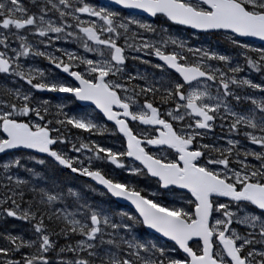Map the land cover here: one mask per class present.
<instances>
[{"label":"snow or ice","instance_id":"6c2138e0","mask_svg":"<svg viewBox=\"0 0 264 264\" xmlns=\"http://www.w3.org/2000/svg\"><path fill=\"white\" fill-rule=\"evenodd\" d=\"M251 38L264 0H0V264H264Z\"/></svg>","mask_w":264,"mask_h":264},{"label":"trees","instance_id":"16d2710c","mask_svg":"<svg viewBox=\"0 0 264 264\" xmlns=\"http://www.w3.org/2000/svg\"><path fill=\"white\" fill-rule=\"evenodd\" d=\"M62 178H63V179H66V180H71V182H72L74 185H80V184L84 183V181H82V180H80V179H78V178L73 179V178H71V177H67V176H63ZM97 198H99V196H94V197H93V199H97ZM100 198H101V197H100Z\"/></svg>","mask_w":264,"mask_h":264},{"label":"water","instance_id":"95a60500","mask_svg":"<svg viewBox=\"0 0 264 264\" xmlns=\"http://www.w3.org/2000/svg\"><path fill=\"white\" fill-rule=\"evenodd\" d=\"M250 42H253L254 44H257L259 46H261L262 44H264V42H260L258 40H255L254 38H251ZM82 180H84L83 178H81Z\"/></svg>","mask_w":264,"mask_h":264},{"label":"rangeland","instance_id":"374dc122","mask_svg":"<svg viewBox=\"0 0 264 264\" xmlns=\"http://www.w3.org/2000/svg\"><path fill=\"white\" fill-rule=\"evenodd\" d=\"M254 80H258L259 79V77L258 76H256L255 74L253 75V77H252ZM97 199H101L100 197L99 198H97Z\"/></svg>","mask_w":264,"mask_h":264},{"label":"flooded vegetation","instance_id":"af4514ba","mask_svg":"<svg viewBox=\"0 0 264 264\" xmlns=\"http://www.w3.org/2000/svg\"><path fill=\"white\" fill-rule=\"evenodd\" d=\"M41 66H44L43 62H40ZM108 143H112V141H108Z\"/></svg>","mask_w":264,"mask_h":264}]
</instances>
